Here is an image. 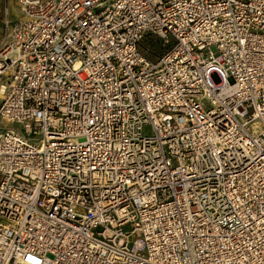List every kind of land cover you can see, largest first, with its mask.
Returning a JSON list of instances; mask_svg holds the SVG:
<instances>
[{
    "label": "built area",
    "instance_id": "built-area-1",
    "mask_svg": "<svg viewBox=\"0 0 264 264\" xmlns=\"http://www.w3.org/2000/svg\"><path fill=\"white\" fill-rule=\"evenodd\" d=\"M16 3L0 264H264V0Z\"/></svg>",
    "mask_w": 264,
    "mask_h": 264
},
{
    "label": "rangeland",
    "instance_id": "rangeland-1",
    "mask_svg": "<svg viewBox=\"0 0 264 264\" xmlns=\"http://www.w3.org/2000/svg\"><path fill=\"white\" fill-rule=\"evenodd\" d=\"M20 11L18 9L16 0H0V48L8 39L9 26L6 21L14 22L20 18ZM151 50L154 46L150 45ZM6 73L4 77L0 78V84L5 83Z\"/></svg>",
    "mask_w": 264,
    "mask_h": 264
},
{
    "label": "trees",
    "instance_id": "trees-1",
    "mask_svg": "<svg viewBox=\"0 0 264 264\" xmlns=\"http://www.w3.org/2000/svg\"><path fill=\"white\" fill-rule=\"evenodd\" d=\"M152 43H154V42L150 40V44H152ZM153 46H154V49L152 50V51H153V53H156L157 51H159V50H158V47H157V45H156V44H155V45H153Z\"/></svg>",
    "mask_w": 264,
    "mask_h": 264
},
{
    "label": "bare ground",
    "instance_id": "bare-ground-1",
    "mask_svg": "<svg viewBox=\"0 0 264 264\" xmlns=\"http://www.w3.org/2000/svg\"><path fill=\"white\" fill-rule=\"evenodd\" d=\"M12 57V53L9 54V57L8 58H11Z\"/></svg>",
    "mask_w": 264,
    "mask_h": 264
}]
</instances>
